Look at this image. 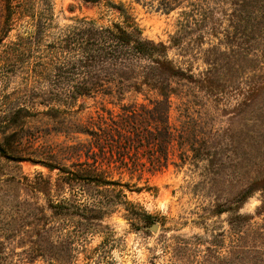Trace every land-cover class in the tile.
<instances>
[{
  "label": "rangeland",
  "instance_id": "rangeland-1",
  "mask_svg": "<svg viewBox=\"0 0 264 264\" xmlns=\"http://www.w3.org/2000/svg\"><path fill=\"white\" fill-rule=\"evenodd\" d=\"M92 1L0 0V264H264V22L254 1ZM9 6L51 15L40 49L77 17L120 23V7L169 47L188 79L173 83L176 138L163 133L154 149L168 167L149 165L152 145L144 166L105 156V109L148 105L151 93L121 103L99 93L78 98L76 113L55 111L70 104L51 99L62 87L54 73H26L17 43L31 17L10 30Z\"/></svg>",
  "mask_w": 264,
  "mask_h": 264
},
{
  "label": "trees",
  "instance_id": "trees-1",
  "mask_svg": "<svg viewBox=\"0 0 264 264\" xmlns=\"http://www.w3.org/2000/svg\"><path fill=\"white\" fill-rule=\"evenodd\" d=\"M253 1L250 4L252 12L260 15L259 20L264 22V0ZM119 14L122 21L110 26H99L94 19L77 17L73 25L46 44L44 49H40L41 43L51 24V15L47 11L28 15L23 8L9 6L4 23L12 30L14 23L24 16L31 17L28 35L19 40L17 46L23 47L22 54L30 58L26 73L48 77L54 73L51 83L62 86L58 91L50 92L51 99L64 106L70 104V107L62 111L55 109L57 113H76L72 108L78 98L99 93L120 103L133 93L136 97L145 92L155 96L147 98L148 105L135 98L133 103L121 105L118 114L105 109L109 120L107 122L105 118V156L109 155L108 162L116 157L123 166L128 165L126 157L134 166H144L140 158L146 155L149 165L161 170L168 167L169 155L154 149L160 150L163 133L166 134L163 141L168 140L169 144L176 138L175 128L170 122L172 98L177 96L173 83L176 79H184L185 71L171 61L166 44L143 36L128 11L120 7ZM15 61L16 66L18 61ZM81 131L84 129L78 128L77 132ZM90 134L93 137L97 135L94 131ZM147 146H151L147 153L140 155L141 149ZM113 183L110 181L109 184Z\"/></svg>",
  "mask_w": 264,
  "mask_h": 264
},
{
  "label": "water",
  "instance_id": "water-1",
  "mask_svg": "<svg viewBox=\"0 0 264 264\" xmlns=\"http://www.w3.org/2000/svg\"><path fill=\"white\" fill-rule=\"evenodd\" d=\"M152 229H153V230L156 229V226L154 225V226L152 227Z\"/></svg>",
  "mask_w": 264,
  "mask_h": 264
}]
</instances>
